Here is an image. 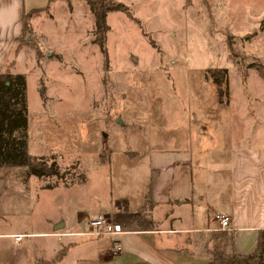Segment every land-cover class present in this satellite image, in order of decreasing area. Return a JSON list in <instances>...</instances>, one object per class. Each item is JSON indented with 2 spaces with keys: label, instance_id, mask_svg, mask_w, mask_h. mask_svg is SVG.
<instances>
[{
  "label": "rangeland",
  "instance_id": "rangeland-1",
  "mask_svg": "<svg viewBox=\"0 0 264 264\" xmlns=\"http://www.w3.org/2000/svg\"><path fill=\"white\" fill-rule=\"evenodd\" d=\"M151 14L140 15L141 27L125 17L110 19L106 61L87 23L71 33L55 23L45 39L51 45L42 49L36 31L26 27L25 60H18L14 72L25 81L28 153L57 164L64 182L72 185L66 197L73 210L94 208L97 201L107 205L130 193L121 186L122 179H132L128 171L157 149L172 155L189 149L194 155H215L235 144L232 132L242 130L246 139L247 133L261 130L247 93L259 97L264 86L254 68L264 64V0H209L208 5L206 0H155ZM216 67H230L218 104L210 97L218 94L216 83L210 77L202 80L203 69L208 74ZM200 97L210 117L198 109ZM202 166L213 171L209 160L203 159ZM82 174L86 184L73 185ZM0 176L29 180L27 186L11 187L0 178V230L31 229L47 206L48 193L40 191L37 197L32 192L36 176L24 167H0ZM39 201L36 215L32 207ZM72 239L59 263L54 255L65 248L57 237L0 239V264H32L33 256L41 264H103L99 254L105 237Z\"/></svg>",
  "mask_w": 264,
  "mask_h": 264
},
{
  "label": "crops",
  "instance_id": "crops-1",
  "mask_svg": "<svg viewBox=\"0 0 264 264\" xmlns=\"http://www.w3.org/2000/svg\"><path fill=\"white\" fill-rule=\"evenodd\" d=\"M114 1L124 4L131 11L139 27L140 15L149 18L155 2ZM184 1L187 3L189 0ZM208 4L209 0H206V5ZM124 17L128 19L123 11L107 12L105 45L112 29L110 19L121 21ZM23 20L28 31L31 28L36 31L34 33L41 49L45 44H50L45 39L48 33H53L55 23L68 33L75 32L78 26L84 27L85 23L93 30L91 13L84 0H0V73H20H15L14 70L18 60H25L26 50L23 46L26 42L22 43V40L26 41L28 38L24 35ZM98 54L101 55L99 49ZM216 68L225 69L227 76L230 67ZM206 71L202 70L204 82H208L209 78ZM189 85L190 82H187V92ZM261 91L259 97L247 93L249 100L254 103L257 127L261 130L247 133L246 139L242 130L232 132L235 144L228 152L224 148L223 152L215 155H194L192 149H189L187 152L175 151L172 155L168 150L157 149V153L142 157V163L128 171L135 181H132L133 178L122 179L121 186L127 191L131 189L130 193L113 198L107 205L97 201L94 208L86 206L84 211L77 208L73 210L71 201L66 197V191L72 185L65 183L63 176L49 181L43 176L35 177L37 181L32 192L37 197L40 191L47 192V206H42V214L39 212L40 201L35 203L36 208L32 207L36 215L39 212V219L37 222L33 221L31 229L0 230V239L12 238L14 234L22 236L19 241L14 240L15 242H21L25 238L57 237L61 242L59 247L65 248L63 252L58 250L54 255L59 263L67 254L66 248L74 242L72 237L87 236L79 234L85 231L87 219L103 212L109 220L119 223L122 229L115 238L108 235L94 236L106 239L104 251L99 254L100 263L103 264H206L215 246H221L235 254L248 255L256 252L260 244L264 251V86ZM228 94L229 89L226 92L227 96ZM211 95L214 104H218L222 96L216 92ZM201 100V97L197 100L198 109L202 108L210 117V108L202 107ZM227 101L222 103L224 109H227L229 96ZM247 106H243L244 110H247ZM198 127L200 132L206 131L203 126ZM134 159L137 158H130L129 161ZM203 159L206 163L208 160L211 162L213 171H205L202 166ZM103 162L104 160H97V163ZM129 163L132 165L133 162ZM0 178L3 186L11 187L27 186L29 181L27 178ZM80 179L81 182L73 185L86 184L87 176L82 174ZM147 193L149 204L144 202ZM0 210L4 209L0 207ZM71 213V219L68 220ZM215 213H224L230 217L228 230H215ZM174 219L176 220L173 221ZM57 223L62 226L54 230ZM202 233H207L203 237H206L205 242L201 239ZM115 239L120 245V251L113 254L109 249ZM30 261L32 264L42 263V259L39 260L36 256Z\"/></svg>",
  "mask_w": 264,
  "mask_h": 264
},
{
  "label": "trees",
  "instance_id": "trees-1",
  "mask_svg": "<svg viewBox=\"0 0 264 264\" xmlns=\"http://www.w3.org/2000/svg\"><path fill=\"white\" fill-rule=\"evenodd\" d=\"M84 1L92 18V34L94 35L92 41L97 44L100 54L103 55L106 61L105 34L108 30V25L105 23V17L107 12L123 11L132 22L138 24V21L124 4L114 0ZM26 27V23L23 20L24 33L26 32ZM227 48L230 50L229 41L227 42ZM254 68L258 76L264 78V64H255ZM207 73V76L216 83L218 95H221V85L226 82V70L214 68V70H210ZM26 127L24 76L21 73L11 74L8 71H4L0 73V167H24L36 177L63 176L58 170L56 163L46 164L43 161H37L36 157L28 153ZM144 202L149 204L148 193ZM36 264L40 263L37 262ZM135 264L150 263L140 262ZM206 264H264V251L260 244H258L256 252L248 255L235 254L231 250L215 246Z\"/></svg>",
  "mask_w": 264,
  "mask_h": 264
},
{
  "label": "built area",
  "instance_id": "built-area-1",
  "mask_svg": "<svg viewBox=\"0 0 264 264\" xmlns=\"http://www.w3.org/2000/svg\"><path fill=\"white\" fill-rule=\"evenodd\" d=\"M214 220L216 222V231H226L229 229L230 217L224 213H215ZM122 232L121 226L119 223L112 222L108 219V217L103 213L99 212L95 214L93 217L87 219L86 229L79 234L82 236H100V235H108L112 238ZM20 234L12 235V238L15 241H19L21 239ZM120 245L117 240H112L110 245V251L115 254L119 252Z\"/></svg>",
  "mask_w": 264,
  "mask_h": 264
},
{
  "label": "water",
  "instance_id": "water-1",
  "mask_svg": "<svg viewBox=\"0 0 264 264\" xmlns=\"http://www.w3.org/2000/svg\"><path fill=\"white\" fill-rule=\"evenodd\" d=\"M61 226H62L61 223H57V224H55V225H54V230H55V229H58V228H61Z\"/></svg>",
  "mask_w": 264,
  "mask_h": 264
}]
</instances>
